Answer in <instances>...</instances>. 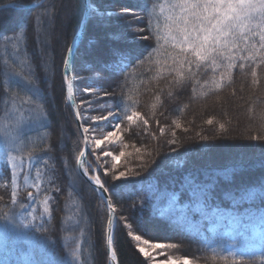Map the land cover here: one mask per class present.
<instances>
[{
	"label": "trees",
	"instance_id": "trees-1",
	"mask_svg": "<svg viewBox=\"0 0 264 264\" xmlns=\"http://www.w3.org/2000/svg\"><path fill=\"white\" fill-rule=\"evenodd\" d=\"M32 1L0 0V5ZM174 2L88 0V4L95 3L104 12L120 13L129 8L135 15L145 16L142 11L145 4L154 12L153 37L149 41L109 38V33L126 32V22L133 19L132 15L105 17L104 26L89 15L71 65L77 107L81 116L87 118L83 120L84 126L90 129L88 142L92 146L91 136L103 125L93 124L91 117L115 111L116 104L122 116L133 108L141 112L149 122L147 128L140 122L129 124L123 119L109 118V122L121 125V143L117 149L126 153L117 165L118 170L140 171L137 148L144 162L149 164L140 176L116 182L109 188L116 216L135 221L140 229L137 231L134 225L135 234L153 242L174 245L164 250L174 257L185 255L202 264H261L264 241L257 252L229 256L226 246L239 242L240 238L232 239L213 223L214 216L220 212L244 219L260 217L264 211V199L259 198L264 188V66L237 60V66L229 73L231 80L225 75L217 88L213 80L220 79L223 67L214 71L211 65L197 68L193 64L189 73L185 65V79L178 83L175 79L178 74L172 68L174 50L163 40L155 39V25L159 23L162 35ZM37 5L39 7L0 9V128L3 130L6 126L13 132V124L16 125L19 133H13L7 141L17 144L14 154L20 159L36 161L32 168L40 179L36 190L24 185L18 187L14 202L9 173L7 170L0 173V223H18L14 216L20 211L27 212L22 207L28 202L29 192L39 201L48 200L50 211L41 218L26 220L21 226L14 224L16 232L9 238L14 240V256L0 264H109L105 235L107 209L77 171L83 140L66 100L63 76V58L82 19L83 0H42ZM64 8L66 15L64 23L60 24L59 14ZM147 23L146 17L131 27L146 28ZM21 24L27 25L23 35L17 31ZM113 48L130 52L132 62L122 73H104L101 81V68L105 62H111ZM240 63L245 64L243 69ZM253 68L258 74L256 84L252 83ZM29 79H36L41 89L39 97L33 96L27 83ZM114 81L121 87L110 86ZM101 83L104 91L114 93L116 99L91 105L93 109L99 107V111L86 110L87 105L81 102L98 98ZM89 87L93 89L92 96L84 92ZM230 102L235 106L233 109ZM36 104H44L46 118H35ZM235 111L242 118H237ZM209 119L213 121L211 125L207 123ZM242 119L251 125L244 133L248 142L224 151L223 141H227L226 149L232 147L233 143L228 141L233 142V139L227 134ZM177 123L180 128H176ZM221 123L225 125L224 130L219 128ZM201 136L209 140L203 141ZM253 136L259 139H251ZM215 138H219L222 146ZM108 148L114 147L108 145ZM100 152L88 153L86 168L89 175L93 174V168H98L101 179L112 185L103 174L105 169H111L112 163L104 157V162L100 160ZM232 169L235 171L225 175V170ZM193 177L204 183L209 179L214 181L206 199L189 194ZM145 193H148L146 199L141 200ZM249 194L257 198L249 199ZM173 196L175 203L183 207L165 209ZM207 211L213 215L201 218ZM188 213L193 223L186 221ZM36 214L40 215L39 208ZM9 239L0 243V256L5 254L6 247H11ZM113 249L118 264H149L135 242L126 236L120 220L114 226Z\"/></svg>",
	"mask_w": 264,
	"mask_h": 264
},
{
	"label": "snow or ice",
	"instance_id": "snow-or-ice-1",
	"mask_svg": "<svg viewBox=\"0 0 264 264\" xmlns=\"http://www.w3.org/2000/svg\"><path fill=\"white\" fill-rule=\"evenodd\" d=\"M18 5L12 4L10 7H17ZM39 7V5H36ZM89 15L94 17L102 26L105 24V17L111 18L113 15H132L133 19L127 21L128 30L124 33H109V38L112 40L125 39L131 37V39H140L142 41H149L153 37V23L152 16L154 15L153 9H150L145 4L142 11L145 16H137L132 13L129 8H124L120 13L113 11L104 12L101 11L95 3L88 4ZM147 17L148 23L146 28H133V24H139ZM27 30V25L21 24L18 26L17 31L23 35ZM148 31V35H144V32ZM161 31L159 23L155 25V39L157 41L163 40L165 45H170L174 50L172 55V68L178 74L175 79L179 83L185 79V68L187 65V71L191 73L193 64L197 67H204L211 65L214 71L219 70L223 67L224 71L220 74L219 80H213V83L219 88L224 81L225 75H228V79L231 80L229 74L236 65V61H253L257 66H264V0H175L171 5L170 14L166 17L163 26L162 35L159 34ZM76 51L75 38L73 44L67 48V55L63 58V74L64 82L67 84L68 99H73V81L68 79V73L71 70L73 57ZM246 53V55H245ZM151 53H149L150 55ZM112 60L111 62H105L101 68V75L99 79H104V73L111 71L112 73H122L123 68L127 67L132 62V55L120 48H113L111 50ZM142 55V54H141ZM140 62L143 63V59ZM126 61V62H125ZM219 61V63H218ZM226 62V63H225ZM239 67L243 69L244 63H240ZM46 74V73H45ZM15 75V74H13ZM35 76V73H33ZM252 83H258V74L255 68L251 71ZM27 83L30 85V90L33 96L39 97L41 89L37 84L36 79H29ZM114 87H121L117 82H113ZM84 92L86 95L92 96L93 89L85 88ZM100 92L98 98H93L87 101H82V105H87L88 111H99L91 107L92 104H99L100 100L112 99L115 100V94L104 91V85L100 84ZM121 103L123 100L121 99ZM134 104L135 102L132 101ZM44 104H36L34 112L37 120L46 118L47 114L44 112ZM115 111H109L107 115H99L91 117L93 124L107 123L109 118L119 121L120 119L126 120L129 124L142 123L145 128L148 126V120L136 111L134 108L130 114H123L119 110V104L114 105ZM76 122L79 125L80 134L84 137V148L79 151L77 157V163H82V159L86 152H92L94 150H102V146L105 143H116L120 141L121 137L118 134V130L121 125L119 122L111 124L110 126L114 129L109 131L106 136L102 139L94 140V149L88 143L89 127L84 126L83 120L87 119L82 117L80 111L75 112ZM209 125L213 123L211 119L207 121ZM176 128H180L177 123ZM221 130L225 129V125L221 123L219 125ZM163 128L161 132L163 133ZM174 134V133H173ZM201 140L208 141L209 137L201 136ZM253 140L259 139L258 137H251ZM175 143V141H171ZM175 151V149H173ZM137 159L139 164L137 167L140 171H133L130 168L126 170H118L117 162L120 161L121 157H124L126 153L120 151L119 155H114L112 152H103L104 157H111L114 163L111 165V169L104 170V176L112 182V185H108L107 180H102L100 174L89 175V169H83V175H85L89 182L95 188L100 200L106 206L107 209V223L106 229L109 232L107 235V244L109 246V252L113 260L115 259L116 253L111 249L113 244V235L111 234L115 224L118 220L121 221L123 228L126 231V236L130 237L132 241H135L136 247L139 249V253H142L149 260L155 257L151 254L148 249H164L166 247H174V245H165L161 243H150L149 240H142L141 235L135 234L132 229L135 225L136 230L139 231V225L135 221H129L128 217L118 218L116 216V208L114 206L111 194L109 191L110 187H114L116 182H124L129 177L140 176L141 172L149 168V164L144 162V157L140 155V149H136ZM9 163L12 165V199L16 201V188L17 183V164L15 163V157L11 154L6 153ZM128 155H132L128 153ZM99 159V157H97ZM31 164V159L28 161ZM153 164L156 161H152ZM232 170H225V175H230ZM25 183H27V177H25ZM214 181L209 179L206 183L200 181L197 177L192 178V186L189 189L191 196L199 195L202 199H206L211 194V187ZM58 190V189H57ZM148 193H145L141 200L146 199ZM28 197H32V193H28ZM257 198L255 194H249V199L254 200ZM259 198L264 199V188H262ZM48 200L44 201V212L49 213ZM33 219L35 217L33 216ZM260 219L262 222L261 231L264 233V211H261ZM141 243L144 246H141ZM215 253V250H214ZM229 256H235L234 252H229ZM147 264V262H146ZM160 264H196V262L189 256H182L179 259H174L169 256L167 259L160 261ZM261 264H264V258H262Z\"/></svg>",
	"mask_w": 264,
	"mask_h": 264
},
{
	"label": "rangeland",
	"instance_id": "rangeland-1",
	"mask_svg": "<svg viewBox=\"0 0 264 264\" xmlns=\"http://www.w3.org/2000/svg\"><path fill=\"white\" fill-rule=\"evenodd\" d=\"M65 8L64 11H62L59 14V23L63 24L64 23V18L66 15L65 12ZM107 24V23H105ZM120 40V39H119ZM230 109H233L232 105L233 103L230 102ZM235 107V106H234ZM234 111V110H233ZM130 110L126 111L127 114H130ZM235 114L238 117H241V115L239 113H237L235 111ZM242 118V117H241ZM102 127H99L98 131L96 132L97 134L94 136L92 135L91 138L92 140L90 141L92 146L94 147V140L95 139H102L104 136L107 135V133L109 131H113L114 129L110 126L111 124H114L113 122H107V123H103L102 122ZM232 124L234 125V122H232ZM231 124V125H232ZM6 125V124H5ZM235 127L233 130H231L230 134H227L228 136H230L233 139V142L228 141V143H233L232 147H228L227 149L225 148V144H227V141H223L222 145L219 141V138H215V140H217V143H219L218 145H221L222 148L225 150H230L233 148L236 149L237 146L236 145H241L244 143H247L248 139L247 137H245L244 133H247V130H249L251 128V125H249L247 122H245L244 119H242L239 124H235ZM13 126L15 127V130L12 132L10 131L6 126L2 128H0V173H2V171H8L9 173V178H10V185H11V191H13V184H12V165L11 163H9L8 159H7V155L6 153L11 154L13 157H15V163L17 164V168H16V172H17V183L15 185V188L17 190L18 187L24 185L26 187L32 188V189H38L39 184H40V179L38 176V173L33 170L32 168V164L36 163V161L34 159H31V164L28 163L29 159H25L22 160L20 159L18 156H16L14 154V151L18 150V146L16 144L13 145L11 142H8L7 140L11 139L13 133H15L16 135L19 133L18 128L16 127V125L13 124ZM230 127V126H229ZM3 133L6 136H8L9 138H5L3 136ZM118 134L120 135V132L118 130ZM244 135V136H243ZM121 137V135H120ZM89 141V140H88ZM121 143V139L120 141L116 142V143H105L104 146H102V150L100 152L101 156L100 160H102L104 162L105 159H103V152H112L114 155H119V151H118V146ZM108 145H111V147L114 148H108ZM220 146V147H221ZM117 152H119L117 154ZM107 158L108 161L110 163H114V161L112 160L111 157H104ZM121 161V159H120ZM117 162V165H119L121 162ZM96 169V168H94ZM96 169V173H97ZM98 174V173H97ZM25 177H27V183H25ZM28 196V194H27ZM175 196H173L168 202L167 204L164 206L165 209H170V210H176V209H180L183 207V205H179L177 203H175ZM37 208L40 209V215L38 216V214H36V210ZM195 208L196 205H195ZM22 209L27 212L22 213V211L17 212L14 216V218L17 219L18 223H11L10 221H6V223L2 222L0 223V243L6 241L7 239H9L10 237H14V234L16 232V227L14 226H21L23 224H25L26 220L27 221H32L33 220V216L34 217H43L45 215H47V213L44 212V200H37L33 195L31 198L28 197V202L26 203V205L24 207H22ZM212 211H214V209H212ZM213 214L211 213V211H207V214L202 213L201 218L204 217H211ZM182 216V214H179V217ZM215 220L213 225L216 227H219L223 233L225 234H229L231 236L232 239H235L237 236H239L240 241L237 243H233V244H229L226 246V250L228 252H234L236 255H240V254H245V253H252V252H257L260 249V245L262 244V241H264V233H262L261 231V227H262V222L259 216L257 217H253V218H244L241 219L239 216H237L236 214L233 213H228V212H220L217 215L214 216ZM186 221H190L191 223H193L194 219L192 218V215L190 213L187 214L186 216ZM18 234H20V230H18L17 232ZM146 238L142 237V240H144ZM148 240V239H146ZM150 241V240H149ZM8 242L11 244V247H6L5 248V254L3 256H0V263L4 262V261H8L10 260L14 255H13V247L15 246L14 240L9 239ZM135 242V241H134ZM150 243H160V242H153L150 241ZM136 244V243H135ZM163 244V243H161ZM141 246H144L141 243ZM164 250H167V248L165 249H151L149 248L148 251L153 254V256L155 257L154 259L149 260L147 258V261L149 262V264H160V261L167 259L169 256L173 257L174 259H179L182 256L185 255H177L176 257L168 254L167 252L165 253ZM142 254V253H141ZM143 255V254H142ZM144 256V255H143ZM195 261V260H194ZM196 264H202L201 262H197L195 261Z\"/></svg>",
	"mask_w": 264,
	"mask_h": 264
},
{
	"label": "water",
	"instance_id": "water-1",
	"mask_svg": "<svg viewBox=\"0 0 264 264\" xmlns=\"http://www.w3.org/2000/svg\"><path fill=\"white\" fill-rule=\"evenodd\" d=\"M41 1L42 0H36V1H33V2L29 3V4H22V5L17 6V7H20V8H30V7H33V6L37 5ZM10 5H12V3H4V4H1L0 5V9L1 8H4V7H10ZM83 6H84V10H83L82 19H81L80 24H79V26L77 28V31L75 32L73 38L71 39V41L69 43V46H71L73 44V40L75 38L76 49H77L79 43L81 42V40L83 38V34H84V31H85L86 23H87L88 17H89L88 0H83ZM65 55H67V51H66V54ZM68 79H70V80L73 81L72 75H71V70L68 73ZM66 98H67L68 104H69V106L71 108V111H72V114L74 116L75 122H76L75 112L78 109H77V104H76V101H75L74 85H73V99L71 101H69V99H68V92H67V84H66ZM76 124H77V122H76ZM77 127H78V130H79V125L78 124H77ZM79 133H80V130H79ZM81 137H82V140H83V148H84V137L82 135H81ZM87 154H88V152H86L85 156L83 157L82 163H80V164L77 163V171L81 175V177L95 190V188L93 187V185L89 182L88 178L85 175H83V169L85 168V162H86ZM94 174H97L96 171H94ZM113 231H114V229L111 232L112 235H113ZM108 234H109V232L106 229L105 230V235H106V248H107V252H108V261H109V264H118L116 256H115V259L113 260V258L110 255L109 246L107 244V235ZM111 249L114 251L113 244L111 246Z\"/></svg>",
	"mask_w": 264,
	"mask_h": 264
}]
</instances>
